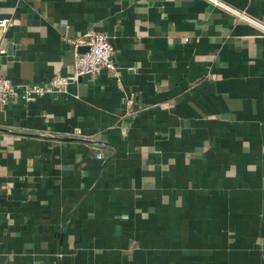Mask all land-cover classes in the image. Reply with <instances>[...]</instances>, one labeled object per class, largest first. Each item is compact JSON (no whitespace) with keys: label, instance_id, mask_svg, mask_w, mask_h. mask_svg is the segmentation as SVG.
I'll use <instances>...</instances> for the list:
<instances>
[{"label":"crops","instance_id":"0c3cea01","mask_svg":"<svg viewBox=\"0 0 264 264\" xmlns=\"http://www.w3.org/2000/svg\"><path fill=\"white\" fill-rule=\"evenodd\" d=\"M219 1L264 25V0ZM0 18V77L68 79L0 110V264H264L258 29L206 0H0ZM87 33L116 77L73 79L65 40Z\"/></svg>","mask_w":264,"mask_h":264},{"label":"built area","instance_id":"2783aa9c","mask_svg":"<svg viewBox=\"0 0 264 264\" xmlns=\"http://www.w3.org/2000/svg\"><path fill=\"white\" fill-rule=\"evenodd\" d=\"M212 6L226 11L238 20L248 23L258 29L264 35V25L250 19L240 11L231 9L224 5L219 0H206ZM10 25L8 19L0 18V30L5 29ZM65 44L68 45L73 52V79L78 77H92L102 71L117 76L118 71L113 63V49L109 43L108 37L102 33H87L80 38L66 39ZM86 48L84 52H78V48ZM3 51L0 50V54ZM68 79L60 75L52 76L43 85H13L10 80L5 77H0V110L5 108L10 101L16 100L23 104L40 98L44 95H49L59 91L67 85ZM126 106L131 107V101H126ZM100 159V156H96Z\"/></svg>","mask_w":264,"mask_h":264},{"label":"water","instance_id":"95a60500","mask_svg":"<svg viewBox=\"0 0 264 264\" xmlns=\"http://www.w3.org/2000/svg\"><path fill=\"white\" fill-rule=\"evenodd\" d=\"M85 50H86V48H82L81 52H84ZM81 52H80V53H81Z\"/></svg>","mask_w":264,"mask_h":264}]
</instances>
